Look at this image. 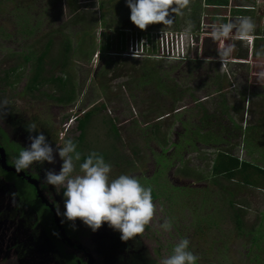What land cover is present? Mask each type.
Here are the masks:
<instances>
[{"label": "rangeland", "instance_id": "374dc122", "mask_svg": "<svg viewBox=\"0 0 264 264\" xmlns=\"http://www.w3.org/2000/svg\"><path fill=\"white\" fill-rule=\"evenodd\" d=\"M0 2L5 5V10L0 12V87L4 85L3 78L8 77L5 80L14 84L12 90L25 88L35 73L37 57L51 41V55L46 57L42 76H66L71 84L67 91L70 94L73 87V100L76 102L74 104L72 100L67 111L60 110L64 114L61 122L68 121L71 115L81 117L84 111L90 110L87 117L82 116L77 121L84 132L83 139L77 144L82 160L91 151L102 154L112 164V178L118 172L126 173L125 163L130 164L131 158H135L132 171L139 168L146 171L138 179L145 187L152 188L156 213L146 229L148 238L145 239L142 234L140 238L149 244L158 264L170 255L174 244L182 238L190 240L191 250L192 245L195 248L194 229L197 226L208 228V241L212 239L216 242L213 246H200L202 250L212 247L211 264H264V180L260 179L256 186H245L238 191L233 183L213 172L216 156L222 152L236 156L241 154L249 163L264 168V126L259 124L252 129L253 125H257L252 123L258 120L260 111L264 112V79L258 76L264 72V0L247 1V12L243 13L256 23L254 38L250 42L233 41L236 45L233 63L224 65L216 58L219 42L211 38L207 28L202 52L197 53L198 59L193 58V53L188 54L186 61L177 62L122 57L124 52L121 56L102 52L111 46V53L119 54L126 47L124 42L110 45L108 40L106 47L103 45L107 36L112 40L114 33L117 34L115 29L131 27L132 31L139 30L130 20L126 2L124 9L114 5L117 0H74L71 6L68 0ZM197 5L199 0L197 3L190 0L186 8L188 20L180 22L176 17L170 26L176 27L180 23L190 26L188 21ZM237 7L244 5L234 3L232 15ZM205 13L211 14V10H204ZM208 20L226 22L221 18ZM200 21L201 25L208 23L206 19ZM195 23L193 18L191 24ZM159 25L165 26L159 23L148 27L158 28ZM66 44L70 50L64 56ZM120 47L121 50H118ZM257 52L261 55L257 56ZM25 57H29L30 61H26ZM62 60L67 63L61 69ZM245 60L247 64H244ZM13 68L15 71L11 72ZM97 70L101 81L94 83L93 76ZM105 79L107 86L103 87ZM246 84L247 129L241 120ZM37 87L31 92L36 97L57 99L66 95L52 84ZM231 92L237 96L234 98L230 94L224 97ZM204 94L208 96L206 101L201 100ZM201 103L203 109H198ZM222 106L223 110L229 109L231 122L220 123L221 131L217 129L218 124L199 118L211 112L214 118L213 111ZM74 123L68 138L78 141L81 131ZM195 126L200 131L210 129L220 132L219 136L225 138L224 145H219L222 143L219 136L215 146L192 143V139L197 137L192 133ZM184 127H187L185 132ZM252 133H255L254 140L250 137ZM241 137L242 142L239 141ZM163 138L169 140V145L162 144ZM185 139L187 141L183 146L173 147V143ZM203 139L206 140V137ZM190 143L192 147L187 146ZM151 155L157 163L162 155L169 159V162L157 167L155 175H150L153 167V164L150 165ZM138 156H144L138 158L142 162H136ZM249 171L250 168L244 176ZM144 176L147 179L141 178ZM223 186L229 189L224 190ZM236 216L241 220V235H238L235 225ZM165 220L173 224L169 232L159 227ZM258 235L262 237L253 238ZM200 247H197L199 254Z\"/></svg>", "mask_w": 264, "mask_h": 264}, {"label": "flooded vegetation", "instance_id": "af4514ba", "mask_svg": "<svg viewBox=\"0 0 264 264\" xmlns=\"http://www.w3.org/2000/svg\"><path fill=\"white\" fill-rule=\"evenodd\" d=\"M2 4L0 2V12L5 10V5ZM98 71L94 73V83L101 81L98 78ZM6 74H8V71H6ZM7 78L5 77V79ZM5 79L3 78V87H0V100L8 102L7 104H0V179L9 183L19 198L20 205L16 207L13 226H21L19 231H17L14 242L7 247L8 257L0 259V264H31L40 262L41 259L44 260V254L41 253L44 248L48 249L54 256L53 259L47 260L43 264H116L111 253L115 251L116 245L113 242L105 241V230L102 227L92 231L79 218L75 221H69L63 217L62 213L65 210L64 189L46 182V170L55 172L60 170L62 160L59 158L58 152L54 151V156L56 157L54 164L34 162L28 169L17 172L12 163L19 150L30 144L28 139L30 134L34 136L38 133H43L54 149H56L57 144L62 143V136L68 138L70 130L68 132L63 131L61 118L64 117V114L60 110L67 111V107L71 105L72 101L69 103L67 101L59 102V97L57 99L36 97L31 93L36 89H30L29 84H26L25 88L15 91L12 90L14 84ZM106 81L107 79H105L103 87L105 84L107 86ZM48 84L51 85L52 83H46V85ZM103 87L99 85V88ZM243 98L246 99L245 105L247 106V84ZM52 100H55V102ZM89 111L86 110L83 114ZM206 122L218 124L217 129H220V131L222 128L220 123L226 124L221 115L214 116V119L213 117L211 119L207 117ZM76 123L77 127L78 122ZM260 124L264 126V121L260 122ZM32 126L37 129L29 133L28 129ZM197 127L195 126L192 130V133L197 136L195 140L192 139V143L196 142L198 146L205 147L218 145L216 142L219 139L220 132L210 129L200 131L196 130ZM183 131H187V127H184ZM240 133L243 136V132L240 131ZM204 137H206V140L203 139ZM219 137L222 138V143H219V145L223 146L225 138ZM186 141V139L179 143L174 141L173 147L175 145L178 147L179 144L183 146ZM191 145L190 143L187 146L192 147L193 145ZM159 154H161V150ZM151 156L150 165L153 164V167L150 175H155L157 167L166 164L169 159L162 155L157 163V160H153V155ZM141 157L144 156H138L136 162H142V160L138 159ZM131 160L130 164L125 163L127 166L124 169L127 174H132L139 178L140 174L146 173V171H140V168L132 171L131 167L134 166L135 158H131ZM122 162L124 163V159ZM120 174L122 173L118 172V175ZM141 178L147 179L145 176ZM155 199L154 197L153 202ZM18 222L22 223L19 224ZM150 225L151 222L142 233L144 238H148L146 229ZM100 239L102 240L100 241Z\"/></svg>", "mask_w": 264, "mask_h": 264}, {"label": "clouds", "instance_id": "9594fccd", "mask_svg": "<svg viewBox=\"0 0 264 264\" xmlns=\"http://www.w3.org/2000/svg\"><path fill=\"white\" fill-rule=\"evenodd\" d=\"M125 2L130 9L131 22L143 30L151 24L172 25L177 16H184V10L190 0H125ZM203 25L206 24L201 25L200 22L199 28ZM256 27L254 20L247 16L235 21H220L213 24L210 35L214 41L219 42V47L216 49L218 62L220 61L222 65L231 62L236 50L233 41H252ZM204 30L206 31V27ZM134 31L139 33L137 30ZM148 33L144 32L143 35H149ZM189 35L190 32H185V36ZM199 52L195 50L190 53ZM120 53L117 56H120ZM260 55L261 53L257 52V56ZM187 57L182 61H186ZM258 76L264 79V72H260ZM7 103L0 100V104ZM78 118L79 116L76 117L75 123ZM36 129L32 126L28 131L31 133ZM28 139L30 144L19 150L12 163L17 172L28 169L34 162L54 164L56 162L54 151L58 152L62 165L59 172L46 170V182L64 189L65 210L62 215L67 220L75 221L79 218L92 231L98 230L106 222L110 228L121 233L120 238L123 241L142 234L146 226L152 222L156 213L152 188L145 187L135 175L124 173L112 178L110 176L112 164L106 161L102 154L91 151L82 160L77 142L71 138L62 136V143L57 144L56 149L43 133L34 136L30 134ZM168 143L169 141L165 145H169ZM236 157L246 161L241 154ZM159 227L164 232H169L173 224L170 220H165ZM198 260L199 256L190 249V240L185 237L174 244L170 255L163 258L161 264H198Z\"/></svg>", "mask_w": 264, "mask_h": 264}, {"label": "trees", "instance_id": "16d2710c", "mask_svg": "<svg viewBox=\"0 0 264 264\" xmlns=\"http://www.w3.org/2000/svg\"><path fill=\"white\" fill-rule=\"evenodd\" d=\"M209 1H213L214 0H209ZM220 1V0H219ZM71 2H74V0H69V4L71 6ZM226 3V2H225ZM226 5V4H225ZM120 28L115 29L116 31H119ZM121 32L126 33L125 30L121 29ZM137 32H139L137 30ZM122 33V34H124ZM104 35V34H103ZM137 35L147 38L148 39V35H143L141 33H137ZM107 36V35H106ZM106 42L103 44L106 47V43L107 40L110 43V36L106 37ZM110 38V39H109ZM111 46H108L106 50H103L102 52H112ZM97 49V48H96ZM51 50V41H49V43H47V45L45 46L44 52L37 57V66H36V70L34 75L30 78L31 82L29 83V88L30 89H36L37 85H42V84H46V83H52L54 84L55 88H57L60 92H64L66 95L59 97V102H63V101H67L68 103L71 102L74 98V90L73 87L71 88L70 94L67 91V87L71 86L70 84V80L65 79L66 76H50L49 78L45 77L44 75L42 76V72L44 71V62L46 61V57L50 56L51 54L49 53ZM70 50V47L68 44L65 45V55L67 56L68 51ZM143 59H148V58H143ZM26 61H30L29 57H25ZM66 60H62L61 64L59 66V68H64L66 66ZM109 63V62H108ZM135 64V63H134ZM138 64H142L138 62ZM43 69V70H42ZM11 71H15V69H11ZM37 83L36 85H34V83ZM68 92V93H67ZM66 102V103H67ZM264 108V107H263ZM90 114V111L87 112L86 114H83V117H87ZM81 116V117H82ZM80 117V118H81ZM260 117H261V122L264 121V112L260 111ZM78 118V121L79 119ZM263 125V124H262ZM255 126H252V129H254ZM78 128L81 131L80 134V140L75 141L78 142L77 144H79L81 142V140L83 139V134L84 132L81 130L82 126L79 123ZM257 128V127H255ZM250 137H252V139L254 140L255 138V133L250 134ZM167 143V139L163 138L162 140V144L165 145ZM217 158V159H216ZM216 162L214 164L213 167V172L218 173L219 176L221 178H223L224 180L233 183L234 182V186L236 187V189H238V191H241L242 188H244L245 186H256L257 184H259L260 179L264 180V168L256 166L252 163H249L248 161L245 160H241L238 157L234 156L231 153L228 152H222L219 153L216 156ZM219 161V162H217ZM219 163V164H218ZM250 168L249 173L247 174V176H244V173L247 172V169ZM224 190H228L229 188H227L226 186H223ZM240 213H242V211L240 210ZM235 225L236 228L238 230V235L242 234V226H241V220L239 216H236L235 218ZM252 231V230H251ZM208 228L201 227V226H197L196 229H194V241H195V248L192 247V251H194L195 254H197L199 256V264H204L205 262H207V264H211L213 263L211 260H209L211 253H213L212 247L215 243L214 240L210 239V242L208 241ZM262 236H253V238H257L260 239ZM211 245L209 246L208 249H204L202 250L200 246H206V245ZM197 247H200L201 249V254H199V252H197ZM212 250V251H211ZM204 254V255H203Z\"/></svg>", "mask_w": 264, "mask_h": 264}, {"label": "water", "instance_id": "95a60500", "mask_svg": "<svg viewBox=\"0 0 264 264\" xmlns=\"http://www.w3.org/2000/svg\"><path fill=\"white\" fill-rule=\"evenodd\" d=\"M19 205V198L16 196L15 190L5 180L0 179V259L8 257L7 247L14 242L17 231L21 226H13L16 207ZM18 223L21 224L22 222ZM101 227L105 230V241L113 242L116 245L115 251L111 252L116 264H158L155 256L150 251L149 244L140 238L141 234L123 241L120 238L121 233L110 228L106 222ZM41 253L44 254V260L41 259L40 262L31 264H43V262L53 259L54 254L48 249L44 248Z\"/></svg>", "mask_w": 264, "mask_h": 264}, {"label": "built area", "instance_id": "2783aa9c", "mask_svg": "<svg viewBox=\"0 0 264 264\" xmlns=\"http://www.w3.org/2000/svg\"><path fill=\"white\" fill-rule=\"evenodd\" d=\"M204 29V25L200 26L197 31L160 29L149 32L148 39L137 35L135 31L126 29L128 38L126 50L122 57L136 56V58L149 57L165 61H182L190 52L195 50L199 52L206 32ZM185 32H190V35L185 36ZM109 55L118 54L109 53ZM219 63L222 64L220 61ZM76 117V115H72L68 121L63 122L62 129L64 132L69 131Z\"/></svg>", "mask_w": 264, "mask_h": 264}, {"label": "crops", "instance_id": "0c3cea01", "mask_svg": "<svg viewBox=\"0 0 264 264\" xmlns=\"http://www.w3.org/2000/svg\"><path fill=\"white\" fill-rule=\"evenodd\" d=\"M5 1H8V0H5ZM194 1H196V3H197V0H194ZM68 2H69V0H68ZM124 3H125V0H117V2L114 3V5L115 6H118L119 9H124V6H126V5H124ZM234 3H238V4L242 3L244 5V7L243 8L237 7L235 10H233V15H232L231 9H232V5ZM197 6L198 7H196L195 10H193V16H192V18H190V22L188 21V23H190V26H188L186 24H182L181 25V23H180L176 27L159 25L158 28H156V27H150L149 28L147 26V28H149V29H143L142 31L140 29L139 30L138 29H135V30H138L139 33H142V34L144 32H151V31H156V30H160V29H175V30H191V31H197V30H199V25H200L199 19L200 20L206 19L208 23L205 25V27L208 30H210V32H211V26L213 24H215V23L214 22H211L210 20H208L209 18H212V19H215V18L226 19V22H228V21H231V20H238V18L245 17L247 15V14L243 13L244 11L247 12V1H237V0H220L219 1V0H214V2H213V1H209V0H199V5H197ZM197 9H198V13H196V10ZM200 9H201V11H200ZM209 9L211 10V14H209V13H205L204 14V10H209ZM241 9H244V10H241ZM237 11H239L240 13H237ZM126 13L128 14L127 8H126ZM177 17H178V19H180V22L181 21H184V20H188V18H187V10L185 11L184 16H182V17L181 16H177ZM193 18L196 21V23L194 25L191 24V21H192ZM121 29L124 30L123 28H120L119 31H114V32H117V34L114 33V36L112 37V40H114L115 42H113L110 39V43L124 42V44L126 45L127 37L128 36L124 32H123L124 34L122 35L121 34ZM126 29H133V28L126 27ZM207 29H206V32L205 33H208ZM205 39H206V36H205L204 40ZM204 40H203V43H204ZM256 40H258V38H256ZM241 42H243V41H241ZM110 48H112V47H110ZM125 49H126V47L122 51H124ZM114 50H117V49L114 48ZM118 50H121V47ZM201 50H202V46H201ZM96 51H97V49H96ZM122 51H119V52H122ZM193 55H194L193 58H197L198 59V55L196 53H193ZM149 60H152V59H149ZM232 60H234V59H231V63H233ZM245 61L246 62L244 64H247V60H245ZM203 80H204V82H206V78L205 77H203ZM230 89H232V87L229 88L228 90H230ZM218 93H220V92H218ZM230 94L233 95L234 98L237 96L234 92H231V93L224 94V97H228ZM201 100H204V101L208 100L207 94H204L203 96H201ZM242 100L244 101L246 99L242 98ZM226 101H227V99H226ZM200 105H201V107L198 108V109H201V108L203 109V107H202L203 104L201 103ZM228 111H229L228 108H227V111L226 110H223V106H222V108H220L218 110H214L213 113H214V116L215 117L217 115L223 116L224 121L226 123H230L231 122L230 121L231 119H229V117H228ZM242 111H243V115L241 117V120H242V124L246 128L247 127V122H248V118L247 117H249L248 116V111H247V106L244 105V108L242 109ZM207 117L209 119H211L213 117L212 112L211 113H207L205 115L202 114L199 118L201 119V118H207ZM258 118L259 119L256 122H253L252 123V124H256L257 123V125H253L255 127H257L260 124V119H261L260 114H259ZM239 141L242 142V137L239 139Z\"/></svg>", "mask_w": 264, "mask_h": 264}]
</instances>
